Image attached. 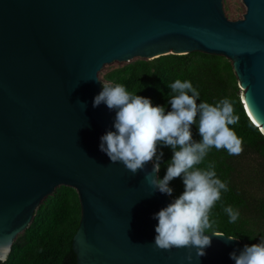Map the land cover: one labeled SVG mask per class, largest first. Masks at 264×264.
I'll use <instances>...</instances> for the list:
<instances>
[{"label":"water","instance_id":"water-1","mask_svg":"<svg viewBox=\"0 0 264 264\" xmlns=\"http://www.w3.org/2000/svg\"><path fill=\"white\" fill-rule=\"evenodd\" d=\"M243 2V17L232 20L223 0H0L3 260L43 200L67 185L82 208L77 264H235L230 253L244 247L237 237L213 236L206 255L191 249V261L187 247L154 246L153 216L173 198L149 184L151 162L133 175L100 151L115 112L93 100L106 64L218 54L232 62L246 112L264 134V0Z\"/></svg>","mask_w":264,"mask_h":264},{"label":"trees","instance_id":"trees-1","mask_svg":"<svg viewBox=\"0 0 264 264\" xmlns=\"http://www.w3.org/2000/svg\"><path fill=\"white\" fill-rule=\"evenodd\" d=\"M108 83L121 84L131 94L150 98L153 105L171 110L169 85L177 79L190 81L200 95L197 103L217 105L228 99L239 117L229 125L242 140L243 151L230 155L226 149H209L194 169L209 170L227 184L209 212L212 224L206 232H224L241 239L243 246L264 239V134L248 116L241 98V88L232 62L223 55L193 51L186 54H166L154 59H139L105 75ZM191 95V93H189ZM198 123V121H197ZM193 138L202 139L198 126L192 125ZM163 152L159 177L167 171L173 152L169 146H158ZM172 198L184 191L182 177L170 181ZM45 200V201H44ZM37 209L30 226L18 235L12 251L0 264H77L73 237L80 225L82 208L77 190L62 185L49 195ZM231 206L239 212L230 222L225 208Z\"/></svg>","mask_w":264,"mask_h":264},{"label":"clouds","instance_id":"clouds-1","mask_svg":"<svg viewBox=\"0 0 264 264\" xmlns=\"http://www.w3.org/2000/svg\"><path fill=\"white\" fill-rule=\"evenodd\" d=\"M102 85V90L94 97L93 107L103 103L115 116L114 130L109 129L100 137V151L112 163H123L133 175L151 162L153 167L146 179L154 192L172 195L170 181L177 177L183 180L184 191L153 216L158 220L154 246L162 250L187 247L186 259L191 261V249L195 248L198 258L206 255L213 236L226 237L229 241L235 239L218 232L205 233L212 227L209 212L220 199L221 190H227V184L216 177L212 166L209 170L194 169L213 146L218 150L226 149L230 155L243 151L242 140L229 127L239 120L232 103L223 99L215 106L206 102L198 104L199 91L190 81L177 79L169 85L175 95L168 101L171 110L166 111L165 106H154L150 98L131 94L121 84ZM194 124L202 137L199 141L193 138ZM159 145L169 146L173 152L162 178L157 175L163 157V152L158 151ZM224 211L230 222L239 217V212L231 206ZM4 258L0 255V260ZM230 258L235 264H264V239L245 245L238 253L233 251Z\"/></svg>","mask_w":264,"mask_h":264},{"label":"rangeland","instance_id":"rangeland-1","mask_svg":"<svg viewBox=\"0 0 264 264\" xmlns=\"http://www.w3.org/2000/svg\"><path fill=\"white\" fill-rule=\"evenodd\" d=\"M223 6H224L225 14L227 15L228 18H230L232 20H236V19L242 18L243 14L246 11V6H245L243 0H223ZM139 59L140 58H135L131 62H134V61L139 60ZM128 63H130V62H119V61H116V62H113V63L106 64L102 68V70L99 72L100 79H102V80H104V81H106L108 83V81L105 79V75L108 72H110V71H112L114 69H117V68H121V67L125 66ZM241 91H242V89H241ZM65 186H67V185H65ZM59 187L60 186H58L57 189H59ZM56 192H54L51 195H54Z\"/></svg>","mask_w":264,"mask_h":264},{"label":"bare ground","instance_id":"bare-ground-1","mask_svg":"<svg viewBox=\"0 0 264 264\" xmlns=\"http://www.w3.org/2000/svg\"><path fill=\"white\" fill-rule=\"evenodd\" d=\"M252 115V114H251ZM253 117V116H252Z\"/></svg>","mask_w":264,"mask_h":264}]
</instances>
